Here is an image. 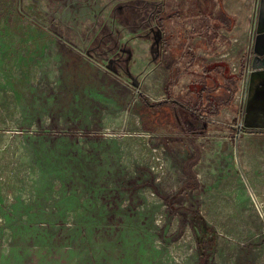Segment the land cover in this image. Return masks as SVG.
<instances>
[{"label":"rangeland","instance_id":"374dc122","mask_svg":"<svg viewBox=\"0 0 264 264\" xmlns=\"http://www.w3.org/2000/svg\"><path fill=\"white\" fill-rule=\"evenodd\" d=\"M262 3L0 0V264H264Z\"/></svg>","mask_w":264,"mask_h":264},{"label":"crops","instance_id":"0c3cea01","mask_svg":"<svg viewBox=\"0 0 264 264\" xmlns=\"http://www.w3.org/2000/svg\"><path fill=\"white\" fill-rule=\"evenodd\" d=\"M260 7V16L252 28L244 30L237 26L231 33L239 42L234 45L237 55L241 54L250 63L241 81L239 100L252 130H264V3Z\"/></svg>","mask_w":264,"mask_h":264},{"label":"built area","instance_id":"2783aa9c","mask_svg":"<svg viewBox=\"0 0 264 264\" xmlns=\"http://www.w3.org/2000/svg\"><path fill=\"white\" fill-rule=\"evenodd\" d=\"M232 43H233V45H237V44H239V42H238L237 39H233V40H232ZM228 56H230V54H227V55H225V56L222 57V58H227ZM234 69H235L236 72L240 71V69L237 68V67H235Z\"/></svg>","mask_w":264,"mask_h":264}]
</instances>
